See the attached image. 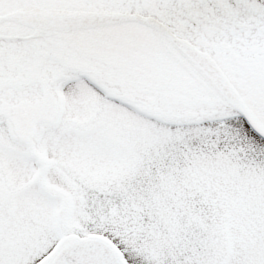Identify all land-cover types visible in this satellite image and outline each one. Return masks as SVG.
<instances>
[{
	"label": "snow or ice",
	"instance_id": "obj_1",
	"mask_svg": "<svg viewBox=\"0 0 264 264\" xmlns=\"http://www.w3.org/2000/svg\"><path fill=\"white\" fill-rule=\"evenodd\" d=\"M0 264H264V0H0Z\"/></svg>",
	"mask_w": 264,
	"mask_h": 264
}]
</instances>
